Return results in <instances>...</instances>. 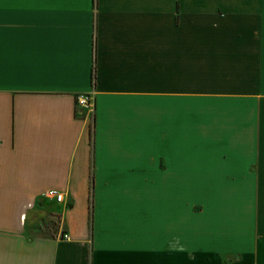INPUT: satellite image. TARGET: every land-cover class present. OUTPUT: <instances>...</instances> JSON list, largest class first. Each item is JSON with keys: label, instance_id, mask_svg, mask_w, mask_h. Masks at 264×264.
<instances>
[{"label": "crops", "instance_id": "1", "mask_svg": "<svg viewBox=\"0 0 264 264\" xmlns=\"http://www.w3.org/2000/svg\"><path fill=\"white\" fill-rule=\"evenodd\" d=\"M0 264H264V0H0Z\"/></svg>", "mask_w": 264, "mask_h": 264}, {"label": "rangeland", "instance_id": "2", "mask_svg": "<svg viewBox=\"0 0 264 264\" xmlns=\"http://www.w3.org/2000/svg\"><path fill=\"white\" fill-rule=\"evenodd\" d=\"M181 200L187 201L186 195H181ZM182 219L187 218V210H181ZM38 219V216H37ZM60 229V223L58 216H48L46 218H40L36 221V225L30 226L28 228V233L30 236L42 237L48 235L49 233L58 232Z\"/></svg>", "mask_w": 264, "mask_h": 264}, {"label": "built area", "instance_id": "3", "mask_svg": "<svg viewBox=\"0 0 264 264\" xmlns=\"http://www.w3.org/2000/svg\"><path fill=\"white\" fill-rule=\"evenodd\" d=\"M77 107L84 109L86 112L91 113L93 109V97L92 94H82L77 97ZM50 195L55 199L56 202H63L64 195L61 193L50 192ZM62 239H68L67 234H61Z\"/></svg>", "mask_w": 264, "mask_h": 264}]
</instances>
